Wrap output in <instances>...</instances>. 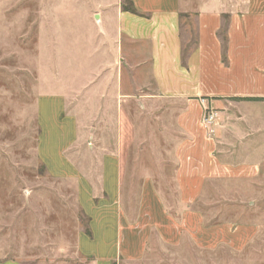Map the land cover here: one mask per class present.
Here are the masks:
<instances>
[{
    "label": "crops",
    "instance_id": "crops-1",
    "mask_svg": "<svg viewBox=\"0 0 264 264\" xmlns=\"http://www.w3.org/2000/svg\"><path fill=\"white\" fill-rule=\"evenodd\" d=\"M123 1L134 12L123 10ZM53 5L55 30L64 25L60 12L72 23L67 30L84 32L89 56L95 59L87 68L96 70L89 77L108 70L103 56L106 60L111 56L110 65L117 61L121 68L123 61L135 71L127 80H119L120 89L129 86L136 93L143 85L152 90L151 98L175 111L174 125L169 127L175 133L171 157L149 172L141 174V168H136L133 178L140 181L130 188L129 131L121 121L116 151L98 156L100 175L95 186L75 167L73 157L81 154V144L76 107H69L71 93L39 95V126L57 108L73 127L59 154L63 162L50 158L41 134L37 153L53 177L77 182V200L89 225V234L78 236V253L89 264H141L151 245L172 247L186 239L201 250L225 245L239 255L254 244L262 225L207 224L203 215L207 210L193 206L208 195L206 186L211 182L229 186V191L221 188L215 196H254L258 184L264 197V0H54ZM45 42V38L39 41L41 54L50 51ZM60 44L52 50L53 60L40 58L41 66L54 70L49 84L61 79L60 68L66 71L62 56H55L64 51V41ZM72 47L71 52L78 49ZM201 100L219 112L212 135L201 124ZM167 167L177 188L180 220L173 217L153 177L164 176ZM146 196L153 200L147 201ZM0 264L19 263L2 260Z\"/></svg>",
    "mask_w": 264,
    "mask_h": 264
},
{
    "label": "rangeland",
    "instance_id": "rangeland-1",
    "mask_svg": "<svg viewBox=\"0 0 264 264\" xmlns=\"http://www.w3.org/2000/svg\"><path fill=\"white\" fill-rule=\"evenodd\" d=\"M53 2L0 0V261L89 264L77 250L79 234H89L88 217L77 200V182L53 177L37 153L41 134L42 147L50 158L63 162L59 154L73 135V127L57 108L46 115V123L39 126L36 105L39 95L71 93L69 107H76L73 112L79 124L81 144V154L73 157L75 167L95 186L100 175L98 156L116 151L121 121H125L129 131L126 158L130 188L140 181L133 178L136 168H141V174L149 172L157 168L158 162L171 157L175 133L169 127L174 125L175 111L169 104L151 98L148 93L152 90L143 85L136 93L129 86L120 89L119 80H127L135 71L123 61L121 68L117 61L115 66L110 65L114 63L111 56L109 60L103 56L102 63L109 62L108 70L99 71L98 75L91 76L93 79L89 77L96 70L87 69L94 59L89 56L87 38L81 29L67 30V25L72 23L60 12L63 28L54 29ZM121 7L130 9V4L123 1ZM184 33L186 37L188 30ZM42 38L50 50L43 54L39 53ZM62 41L64 51L55 56H62L66 71L60 68L61 79L57 84H49L48 80L52 81L55 76L54 70L41 66L40 58L46 62L53 60L52 50L61 47ZM72 46L78 48V52H71ZM137 74L138 77L140 73ZM89 80L92 83H85ZM125 93L135 94L128 98L123 96ZM63 165H54V168L65 171ZM171 171V167H167L164 176L156 173L153 177L173 217L180 220L181 208ZM219 185L218 182L208 183V195L193 209L207 210L203 213L207 224L232 221L262 225L255 243L239 255L225 245L201 250L186 239L172 247L151 245L141 264H264V197L260 195V185L256 184L255 195L248 197L215 196L213 193L222 188ZM222 189L229 191V186ZM145 199L153 200L151 196ZM237 201L241 203H235ZM136 203L139 205L138 199Z\"/></svg>",
    "mask_w": 264,
    "mask_h": 264
},
{
    "label": "built area",
    "instance_id": "built-area-1",
    "mask_svg": "<svg viewBox=\"0 0 264 264\" xmlns=\"http://www.w3.org/2000/svg\"><path fill=\"white\" fill-rule=\"evenodd\" d=\"M202 117L201 124L205 127L207 132L212 135L214 126L219 116L217 109L212 107L206 100H201Z\"/></svg>",
    "mask_w": 264,
    "mask_h": 264
},
{
    "label": "trees",
    "instance_id": "trees-1",
    "mask_svg": "<svg viewBox=\"0 0 264 264\" xmlns=\"http://www.w3.org/2000/svg\"><path fill=\"white\" fill-rule=\"evenodd\" d=\"M124 10H125V11L134 12V11L132 10L131 5H130V9H125V8H124ZM187 53H188V51L185 50L184 53H183V57H184V56L186 57Z\"/></svg>",
    "mask_w": 264,
    "mask_h": 264
}]
</instances>
